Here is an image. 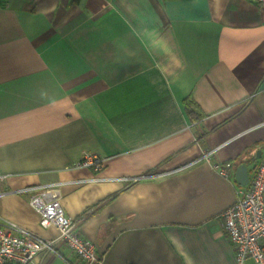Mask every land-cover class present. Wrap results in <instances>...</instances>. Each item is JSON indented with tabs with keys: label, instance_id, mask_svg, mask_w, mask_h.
Segmentation results:
<instances>
[{
	"label": "crops",
	"instance_id": "crops-1",
	"mask_svg": "<svg viewBox=\"0 0 264 264\" xmlns=\"http://www.w3.org/2000/svg\"><path fill=\"white\" fill-rule=\"evenodd\" d=\"M262 162L257 0H0V221L56 239L14 190L99 177L59 190L98 264H237L221 213ZM29 264L85 263L59 241Z\"/></svg>",
	"mask_w": 264,
	"mask_h": 264
},
{
	"label": "built area",
	"instance_id": "built-area-1",
	"mask_svg": "<svg viewBox=\"0 0 264 264\" xmlns=\"http://www.w3.org/2000/svg\"><path fill=\"white\" fill-rule=\"evenodd\" d=\"M264 5V0H257ZM211 154L208 152L206 156ZM102 159L85 153L75 163V168H90L99 171ZM191 162V164L197 162ZM187 167V166H184ZM213 168L225 179L230 177L231 162L214 164ZM2 178V176H0ZM99 177L77 179L71 182H50L24 187L14 192H30L29 204L39 215L42 228L54 227L56 239H45L10 221H0V264H29L40 253L54 251L61 241L77 259L85 264H98L100 258L94 243L77 232L75 222L65 214L60 204V187L67 183L82 184ZM113 180L132 182L138 177H116ZM226 237L235 251L237 264H264V162L259 163L247 186L236 191L234 203L221 213Z\"/></svg>",
	"mask_w": 264,
	"mask_h": 264
},
{
	"label": "water",
	"instance_id": "water-1",
	"mask_svg": "<svg viewBox=\"0 0 264 264\" xmlns=\"http://www.w3.org/2000/svg\"><path fill=\"white\" fill-rule=\"evenodd\" d=\"M236 179H237V182L240 185H242V186H245V185L248 184V182H249V175H248V171H247L246 164L242 163V164H240L238 166V168L236 170Z\"/></svg>",
	"mask_w": 264,
	"mask_h": 264
},
{
	"label": "trees",
	"instance_id": "trees-1",
	"mask_svg": "<svg viewBox=\"0 0 264 264\" xmlns=\"http://www.w3.org/2000/svg\"><path fill=\"white\" fill-rule=\"evenodd\" d=\"M195 104L194 102L188 98L184 99V108L186 109V112L191 120H195Z\"/></svg>",
	"mask_w": 264,
	"mask_h": 264
},
{
	"label": "flooded vegetation",
	"instance_id": "flooded-vegetation-1",
	"mask_svg": "<svg viewBox=\"0 0 264 264\" xmlns=\"http://www.w3.org/2000/svg\"><path fill=\"white\" fill-rule=\"evenodd\" d=\"M257 166V165H256Z\"/></svg>",
	"mask_w": 264,
	"mask_h": 264
}]
</instances>
